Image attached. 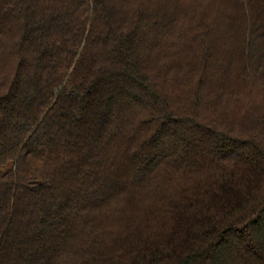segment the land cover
I'll list each match as a JSON object with an SVG mask.
<instances>
[{"label": "trees", "instance_id": "trees-1", "mask_svg": "<svg viewBox=\"0 0 264 264\" xmlns=\"http://www.w3.org/2000/svg\"><path fill=\"white\" fill-rule=\"evenodd\" d=\"M0 264H264V0H0Z\"/></svg>", "mask_w": 264, "mask_h": 264}]
</instances>
